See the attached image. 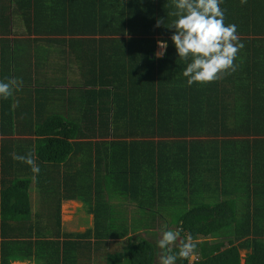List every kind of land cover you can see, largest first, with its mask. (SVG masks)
<instances>
[{
  "label": "trees",
  "instance_id": "trees-1",
  "mask_svg": "<svg viewBox=\"0 0 264 264\" xmlns=\"http://www.w3.org/2000/svg\"><path fill=\"white\" fill-rule=\"evenodd\" d=\"M40 1L0 0V80L22 81L0 99V264H155L154 242L116 228L129 204L115 194L159 209L169 183L177 231L196 243L193 261L177 264H241L242 252L245 264H264V0H223L224 23L237 25L244 44L237 70L192 86L183 76L190 61L171 40L172 0H52L47 11ZM15 16L28 31L39 17L48 23L57 67L48 80L82 84L69 90L67 111L40 114L47 92L31 89L42 84L27 55H14L31 42L10 38ZM158 40L167 42L162 58ZM20 126L36 136L22 145L40 168L35 178L12 158ZM70 200L88 206L93 227L64 230Z\"/></svg>",
  "mask_w": 264,
  "mask_h": 264
},
{
  "label": "clouds",
  "instance_id": "clouds-1",
  "mask_svg": "<svg viewBox=\"0 0 264 264\" xmlns=\"http://www.w3.org/2000/svg\"><path fill=\"white\" fill-rule=\"evenodd\" d=\"M223 0H172L174 11L169 15L176 17L169 28H174L171 40L178 57L187 63L183 76L187 85H205L224 78L237 70L236 57L244 44L240 41L237 25L225 24L224 10L220 7ZM246 4L247 0H240ZM163 23L158 20L156 26ZM159 51L155 55L162 58L167 49L166 41H157ZM156 47V49H157ZM22 81L15 78L0 80V99L8 100L19 89ZM14 160L31 167L34 177L40 168L34 155L12 154ZM180 238V231L165 230L157 241L162 250L159 264H177L180 259H188L196 250V243L190 235ZM174 248L176 250L174 251Z\"/></svg>",
  "mask_w": 264,
  "mask_h": 264
},
{
  "label": "crops",
  "instance_id": "crops-1",
  "mask_svg": "<svg viewBox=\"0 0 264 264\" xmlns=\"http://www.w3.org/2000/svg\"><path fill=\"white\" fill-rule=\"evenodd\" d=\"M5 4L9 6V4L7 3ZM38 5H39L40 10L44 8L43 11H47L52 6V0H44L43 2L40 1ZM1 8L3 9V5H0V9ZM13 22H14V30L16 32V35H12L10 36V38L13 39L16 36V37L21 38L22 40L25 38H28L31 40V42H29V47L28 46L26 47V44L25 45L23 44L24 41H21L23 43H18L19 45H21L20 47L21 52L19 53L15 52L14 55H27L26 61L30 62L31 64L30 69L33 71L31 72V74L34 76L35 81H37V79L39 78L37 82H40L42 84V85H39V84L33 85L31 86V89H33V91L36 92L38 91L37 87L42 86L41 90L43 89V91L47 92L44 95V97H42V103H40L41 104L40 106L42 109L40 114L41 115L44 114V116L45 115L47 116V114H51L53 111L56 112V111H60L61 109H63L64 112L67 111L70 107V102H68V97L70 95L69 90H73V89L83 90V88H81L82 84L81 85L79 84L80 87L78 84L76 85L72 84L70 76L66 80V84L64 82H61V79H58L52 82L51 80H48L50 78L49 76H52L53 71H55L54 69L57 68L55 64L51 65L50 61L48 60L50 55H48V52H49L48 43L46 41L47 39H50L52 36L51 34L47 33V29H49L48 23L45 21H42L41 18L39 17L38 22L37 23L33 22L31 27H29V31H28V28L26 27L25 22L21 20L20 18H16L15 16L13 19ZM39 28H41L42 32L37 31V29ZM67 37L69 39H72L71 36H67ZM0 51L2 52V48H0ZM73 57L75 59L74 55H68V61L66 63L67 67L71 66L70 64H72L71 61ZM79 81L80 83H82V79ZM62 100H64L65 108L63 107L61 103ZM35 102L36 101H29V102L21 103L20 113L24 117H27L28 111L26 112V109H29L30 105L32 109ZM24 106L26 109L24 108ZM73 114H76V112H73ZM24 117L21 119H25ZM19 128H20L19 131L17 133H14L10 138L17 140V142H19L18 144L15 143L17 146L13 147V153L17 155H22V152L25 153V149L22 148V145L25 144L26 141L34 139L36 136L35 134L30 133L29 127L20 126ZM9 167L11 168V166ZM148 186L149 188H152L153 185L150 182ZM34 189H37V187H35ZM168 190L169 192L167 191L165 192L166 199L164 201H166V203H163V206H160L159 209L151 208V207L146 208V209L141 208L136 203L130 201L129 198H126L125 202L128 201L129 205H134V207L140 210V223L137 225V227H135V229L141 230L140 234L142 236L143 235L146 237L149 236L151 229L156 230L159 228L163 230L164 225H166L168 228H174L177 231L178 225L176 223H177V220H179L178 217L180 215L179 213L180 208L176 207L175 203H173L172 201L173 198L171 199V197L174 195V191L176 194L175 186L172 183H169ZM33 196H34V192H33ZM70 201H73V200H70ZM174 221H176V223H174ZM135 231L132 230L131 232H134V233L128 234L126 236H133L134 234H136ZM76 232H80V231H76ZM157 232L159 233L161 231L158 230ZM18 263L26 264L28 262H14L13 264H18ZM241 264H245V253L244 252H242Z\"/></svg>",
  "mask_w": 264,
  "mask_h": 264
},
{
  "label": "rangeland",
  "instance_id": "rangeland-1",
  "mask_svg": "<svg viewBox=\"0 0 264 264\" xmlns=\"http://www.w3.org/2000/svg\"><path fill=\"white\" fill-rule=\"evenodd\" d=\"M34 196H33V203L34 205H39L41 199H40V194L38 189H34ZM116 195V202H125V198L122 196H118L117 193ZM63 211V225H64V230L68 232H84L85 229L93 227V215L88 213V206L81 200L78 201H67L63 204L62 207ZM124 214L121 215H115L114 216V222L116 228L121 227V233H124V236L134 233L131 232L132 230L136 232L134 234L135 236L141 235L140 232L141 230L135 229L137 225L140 223V210L134 205H129L128 208H122L121 209ZM127 212V214L125 213ZM124 230V231H122ZM160 230L161 232H157ZM165 230H175L174 228H168L166 225H164L163 230L161 229H151L149 236L147 238L154 242L157 245V253H156V258H155V264H159V257L162 253V250L158 247L157 241L161 238L163 231ZM120 232V231H119ZM182 239L181 235L180 238ZM114 241V240H113ZM194 254L191 255V262L194 259ZM21 264V263H18ZM26 264H37L34 262H28Z\"/></svg>",
  "mask_w": 264,
  "mask_h": 264
},
{
  "label": "built area",
  "instance_id": "built-area-1",
  "mask_svg": "<svg viewBox=\"0 0 264 264\" xmlns=\"http://www.w3.org/2000/svg\"><path fill=\"white\" fill-rule=\"evenodd\" d=\"M160 49H159V47H157V49H156V52H158ZM165 52H166V50H165ZM165 54V53H164ZM164 56V55H163Z\"/></svg>",
  "mask_w": 264,
  "mask_h": 264
}]
</instances>
